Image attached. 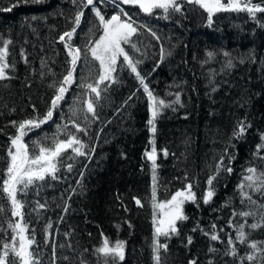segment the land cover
Wrapping results in <instances>:
<instances>
[{
  "label": "trees",
  "instance_id": "trees-1",
  "mask_svg": "<svg viewBox=\"0 0 264 264\" xmlns=\"http://www.w3.org/2000/svg\"><path fill=\"white\" fill-rule=\"evenodd\" d=\"M95 2L106 19L117 11L111 3ZM251 3L264 7V0H251ZM120 7L136 24L145 26L132 38L140 49L130 52L134 60L141 61L138 71L149 90L172 107L161 111L153 134L148 124L151 111L147 93L136 75L124 67L113 74L116 82L109 83L107 91L102 92L97 107L99 119H92L91 114H87L89 119H84L87 90L74 84L67 102H62L53 120L25 137L31 151L33 141L50 146L57 125H67L70 132L74 131L70 119L88 129L87 135L78 134L88 156L70 160L69 150L57 179L48 178L38 189H30L26 197H18L27 201L24 221L30 229H35L40 261L53 264L55 244V264H80L81 260L87 264H105L102 256L94 255V250L108 237L111 242H126L125 258L116 264H156L152 250L155 231L152 162L145 155L152 150L154 139L158 202L170 199L190 182L194 183L193 191L199 200L225 149L235 157L231 162L233 172L221 173L219 180L214 181L216 195L212 201L209 204L200 201L199 207L185 203L183 210L188 219L178 222L179 235L169 239L160 237V243L168 245L166 252L160 251V264H189L193 259L197 264H261L260 253H256L253 261L241 262L240 257L253 250L235 237L239 226L244 224L249 243L264 242V227L254 230L247 227L260 222L264 209L247 200L241 203L237 189L246 168L255 166L264 170V160L255 155L264 134V13L257 12L253 18L246 11L219 12L213 15L209 25L206 11L194 3L182 4V12L172 13L168 19L162 18L161 10L148 15L136 5L121 3ZM5 8L11 11H3ZM77 10L71 0H0V38L12 42L9 62L15 63V70L9 71L12 78L0 80V183L7 167L9 137L16 134L9 122L37 114L43 117L47 111L54 95L49 85L54 79H61L62 73L66 74L67 61L71 59L58 37L71 29ZM84 12L81 28L73 38V43L82 50L89 40L94 41L101 34L91 6ZM209 52L214 53L212 58L208 57ZM25 57L28 63L24 62ZM41 72L45 75L41 76ZM80 74L83 83H94L98 77V62L92 60L90 53L87 64L78 70ZM70 108L76 110V116H72ZM241 120L250 127L243 137L234 139L233 132ZM58 136L64 139L65 133ZM260 154L264 155V150ZM67 164L73 165L71 172ZM251 194L258 204H264V196ZM37 200L47 205V210H40L39 217L31 211ZM0 204L5 208L0 213L3 229L0 245L10 244L12 233L7 224L17 218L11 216L9 202L2 198V193ZM65 205L67 212L63 210ZM234 211L257 215L233 216ZM49 222L51 236L46 243L43 228ZM213 224L220 236L217 241L210 239ZM229 236L238 256L225 255L231 247ZM188 237L192 238L191 244ZM258 246L264 248V244ZM210 248L216 251L210 252Z\"/></svg>",
  "mask_w": 264,
  "mask_h": 264
},
{
  "label": "snow or ice",
  "instance_id": "snow-or-ice-1",
  "mask_svg": "<svg viewBox=\"0 0 264 264\" xmlns=\"http://www.w3.org/2000/svg\"><path fill=\"white\" fill-rule=\"evenodd\" d=\"M71 2L77 6L78 10L75 12L72 18V27L70 30L63 32L59 37V41L64 44L67 49V56L71 59L67 61L69 65L66 69V74H61L62 78L59 80H53L49 85L53 89L54 95L51 98L49 107L44 113L43 117L39 114L32 118L24 119L21 121H10V125L16 129V134L9 137L10 144L7 148L6 159L7 167L4 170V178L0 183V193L2 198L9 202V209L11 216L15 221H9L7 229L11 230V243H3L0 245V264H42L37 255L38 245L35 239V229L29 228V224L24 221L25 212L23 209L27 201H24L18 197H26L30 189H38L42 186L43 182H46L48 178L53 180L57 179V172L62 165L63 158L71 150V155L68 159L74 160L77 157L88 156L85 151L86 145L82 139L79 138L80 133L87 135L88 129L81 127L75 120L70 122L73 125L74 131H69L67 125H57V134H54L52 143L50 146H44L39 141H33V148L30 151L29 145L25 143V137L32 133L34 130L40 129L42 125H45L49 121L53 120L54 113L60 112L62 108V102H67V95L70 93L71 87L75 84L81 89L87 90L84 94L86 99L84 100V111L86 113L84 119H89L87 114H91L92 119H99L97 107L99 100L101 99L102 92H106L109 83H115L116 79L114 73L118 70L127 67L136 77L140 80L144 91L147 93L150 101L151 118L148 120L150 125V131L156 133V119L161 114L164 108L172 107L171 103H165L164 99H161L153 94L148 88V84L145 83L144 77L141 76L138 71V65L141 63L139 60H134L130 52H139L140 49L136 43H133V37L139 35V29L145 27L144 25L136 24L129 14L124 11L120 4L123 5H136L139 10L148 15H154L156 10L162 11V18L168 19L172 13L182 12V4H196L204 9L207 13L208 23L211 25L213 15L219 12L229 11H246L255 18L257 12L264 13V7L260 5H253L251 0H99L101 4L107 5L111 3L116 13L106 19L102 14L95 0H71ZM91 6V11L94 13L98 20V28L101 31L98 39L89 40L87 44L83 46V50L80 46H76L73 43L74 36L77 35L78 29L81 28L82 18L85 16L84 9H88ZM3 11H11V8L2 9ZM124 17V19H122ZM97 27V25H93ZM91 32L92 29L90 28ZM151 36L159 40V37L151 29H148ZM12 42L10 40H4L0 38V80L11 79L9 71L15 70V63L9 62L10 52L9 45ZM127 49L126 50V47ZM90 53L93 61L98 62V77L94 83L80 82L84 79L83 75H78L79 68H82L88 62V54ZM161 59H163L164 50L161 48ZM23 55V50L21 52ZM225 56L228 53H224ZM214 53L209 52L208 57L212 58ZM122 57V60L120 58ZM119 61V63H118ZM24 62L28 63L27 58H24ZM44 62L42 61V65ZM46 66V65H45ZM228 66H232L231 60L228 61ZM51 71V69H49ZM45 73L41 72V76ZM55 75V73H53ZM108 82V83H106ZM101 85H104L101 88ZM215 91V89H213ZM171 95V93H169ZM79 99V97H77ZM131 99V97H129ZM179 94L176 95V103L179 102ZM35 112V105L32 106ZM72 116H76V110L70 108ZM250 127L245 120L238 122L236 130L233 132L234 139H240L243 137L247 129ZM60 132L65 133L64 139H59L58 134ZM47 139V137H45ZM152 150L146 152L145 155L149 161L152 162V202L153 208L159 209L160 218L156 219V213L153 214V223L155 225L154 240L152 250L156 264H160V251H167L168 245L166 243H160V237L166 239L171 238L172 235H179L178 222L188 219L184 214L183 206L185 203L191 202L199 207L200 201L204 204H209L213 197L216 195V189L214 181H218L221 173L231 174L233 169L231 167L232 160L235 159L233 155L228 153L225 149L223 155L220 156L219 161L215 165V170L211 176L208 177L206 183V191L203 192L198 200L196 192L193 191L195 186L193 182L188 183L184 189L177 190L170 199L164 201H157V152L155 147V140L151 141ZM261 150H264V134H261V143L256 146V157L264 160V155H261ZM95 151V149H92ZM164 155L168 153L164 150ZM90 158V157H89ZM225 158L228 159V164H225ZM67 170L72 171L73 165L67 164ZM241 182L237 185V189L241 196V203L245 200L251 204L256 205L257 208L264 209V204H258L256 200L252 198L251 193H259L264 196V170H258L255 166H250L244 170ZM83 175V173H81ZM187 179V177H185ZM79 183V181H77ZM75 190L73 189V192ZM39 193L37 192V195ZM135 199L137 205L143 207L139 199ZM227 206V205H225ZM40 210H47L46 203H40L38 200L35 202V207L31 209L32 212H36L37 216H40ZM65 212L68 211V206L65 205ZM5 208L0 204V213H3ZM29 215L31 213H28ZM240 215L243 217L256 216V212H233V216ZM62 219V217H61ZM245 223H247L245 221ZM231 226V221H229ZM244 224L239 226L235 240L240 244L248 243V246L253 250L244 257H240L241 262L244 260L253 261L256 259V253L261 254V264H264V248L258 246V244H264V242H250L248 241V234L244 231ZM247 227L251 229H257L264 227V212L260 213V222L248 224ZM52 228V224L49 222L43 228L45 233V242L51 236L49 229ZM119 228V225H117ZM213 234L210 235L212 241L220 239L219 234L215 233L216 225H212ZM0 230H3L0 228ZM196 229H193L195 231ZM223 231V230H221ZM208 235V233H205ZM65 235H68L65 233ZM125 243L121 240L111 242L108 237H104L101 246L94 250V255L102 256L105 260V264H116L117 261H123L125 258ZM188 243H192V238L188 237ZM228 244L231 246L229 251L225 255L238 256V250L234 244L231 236L228 238ZM63 247V245H61ZM53 249V264H55V244L52 245ZM87 251V249H85ZM210 252H215V248H210ZM12 260H9V257ZM65 260L68 257H64ZM80 264H87L86 261L81 260ZM189 264H197V260L193 259L189 261ZM211 264V262H209Z\"/></svg>",
  "mask_w": 264,
  "mask_h": 264
},
{
  "label": "rangeland",
  "instance_id": "rangeland-1",
  "mask_svg": "<svg viewBox=\"0 0 264 264\" xmlns=\"http://www.w3.org/2000/svg\"><path fill=\"white\" fill-rule=\"evenodd\" d=\"M224 2L226 3L227 0H224ZM124 19V18H122ZM155 213H156V219L158 220L160 218V212H159V209H154Z\"/></svg>",
  "mask_w": 264,
  "mask_h": 264
},
{
  "label": "water",
  "instance_id": "water-1",
  "mask_svg": "<svg viewBox=\"0 0 264 264\" xmlns=\"http://www.w3.org/2000/svg\"><path fill=\"white\" fill-rule=\"evenodd\" d=\"M141 207V206H140Z\"/></svg>",
  "mask_w": 264,
  "mask_h": 264
}]
</instances>
